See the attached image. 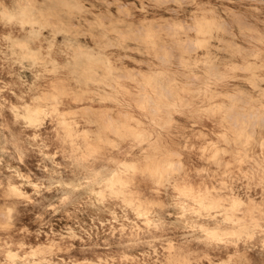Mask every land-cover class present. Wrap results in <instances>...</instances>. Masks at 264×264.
I'll use <instances>...</instances> for the list:
<instances>
[{
	"label": "clouds",
	"instance_id": "9594fccd",
	"mask_svg": "<svg viewBox=\"0 0 264 264\" xmlns=\"http://www.w3.org/2000/svg\"><path fill=\"white\" fill-rule=\"evenodd\" d=\"M0 264H264V0H0Z\"/></svg>",
	"mask_w": 264,
	"mask_h": 264
},
{
	"label": "rangeland",
	"instance_id": "374dc122",
	"mask_svg": "<svg viewBox=\"0 0 264 264\" xmlns=\"http://www.w3.org/2000/svg\"><path fill=\"white\" fill-rule=\"evenodd\" d=\"M112 254H114V253H112Z\"/></svg>",
	"mask_w": 264,
	"mask_h": 264
}]
</instances>
